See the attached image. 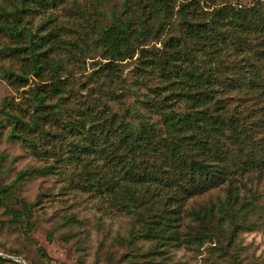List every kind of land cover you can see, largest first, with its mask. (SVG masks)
<instances>
[{
  "label": "rangeland",
  "instance_id": "374dc122",
  "mask_svg": "<svg viewBox=\"0 0 264 264\" xmlns=\"http://www.w3.org/2000/svg\"><path fill=\"white\" fill-rule=\"evenodd\" d=\"M137 1L56 0L45 8L30 4L32 10L22 13L16 24L17 31L23 30L17 36L12 11L18 1L0 0V187L9 185L18 171L49 167L45 174L20 181L14 194L0 195V253L20 257L28 264H264L261 166L242 170L235 157L230 168L229 176L238 189L232 211L239 208L246 212L245 217L238 213L230 218L231 211L226 214L221 208L227 198L228 182H224L180 203L178 239L168 241L155 236L152 219L171 208L164 207L171 192L151 200L144 188L156 193L152 183L141 187L125 174L123 166L130 161L137 163L132 168L137 177L140 163L160 165L150 154L130 151L124 130L138 125L140 114L149 124L161 127L156 134L163 137L162 116L150 107L175 94L144 65L145 57L163 55L161 42L166 35L135 40L133 55L124 60H114L104 48L95 47L101 27L114 25L118 17L134 18ZM229 1L249 6L254 0ZM125 4L131 6V13L124 10ZM46 31L55 34L49 56L59 69L44 68L39 76L27 74L28 53L21 49L25 37ZM171 31L179 34L177 29ZM109 61L115 74L103 71ZM10 72H25L26 82L9 77ZM51 77L60 79L62 91L41 107L34 93L37 85L50 83ZM224 78L220 77V84ZM219 97L229 110L244 113L249 147L263 159L264 94L223 90ZM174 108L185 110L180 103ZM84 113L95 117L100 139L81 141L79 145L89 148L80 149L76 158L72 143L79 137L61 133ZM189 153L185 151V155ZM201 207L212 209L206 227L193 218ZM9 209L21 215L13 217ZM201 234L211 235V239L200 241ZM13 262L0 256V264Z\"/></svg>",
  "mask_w": 264,
  "mask_h": 264
},
{
  "label": "trees",
  "instance_id": "16d2710c",
  "mask_svg": "<svg viewBox=\"0 0 264 264\" xmlns=\"http://www.w3.org/2000/svg\"><path fill=\"white\" fill-rule=\"evenodd\" d=\"M17 1L18 7L12 11L14 30L21 14L32 10L30 4L45 8L49 4L54 5L56 0ZM175 1L178 0H138L134 4L137 9L134 18L118 17L114 25L101 27L95 42V47L104 48L110 58L124 60L133 55L131 48L135 40H145L158 33L166 35L161 42L163 55H150L151 58L145 57L148 61L144 62L149 72L175 91L173 96L162 97L157 107H150L151 112L162 116L164 136L157 137V129L161 127H157L156 123L149 124L140 114L139 124L129 126L123 135L130 139V151L150 154L160 161L158 166L140 163L136 166L140 168L138 177L132 170L137 163L130 161L131 164L123 168L127 170L125 174L141 187L152 183L156 193H150L148 187L144 188V195L151 200L164 192H171L164 201V207L171 208L152 219L155 236L165 241L178 239L176 228L181 218L180 203L195 193L224 182H228L227 198L221 203V208L226 210V214L231 211L230 218L238 213L245 217L246 212H241L239 208L232 211L238 199V189L229 176L230 168L238 157L236 161L242 170L258 166L264 169V158L259 159L249 147L250 141H247L246 128L243 127L244 113L229 110L219 97L223 90H237L245 95L264 94V0H254L249 6H236L229 0H179L175 6ZM123 7L126 12L131 10L128 4ZM150 24L154 25V30ZM173 28L177 29L178 35L171 33ZM16 35L22 36L23 30H16ZM25 38L26 44L21 49L28 53L27 74L39 76L44 68L57 72L59 66L49 56L52 48L49 43L55 34L46 31ZM227 59L231 62L227 63ZM115 70L111 61L103 66L107 74H115ZM24 73L10 72L8 76L26 82L27 75ZM221 76L225 77L221 81L223 84L219 83ZM50 79L48 84L37 85L34 93L41 107L46 106V99H52L62 91L60 79ZM168 100L174 103H167ZM176 103L182 104L185 110H176ZM84 114L66 124L65 131L61 133L79 137L72 143L75 144L76 149L72 152L76 158L80 149L89 148L88 145H79L81 141L95 143L100 139V135L96 134L98 125L94 122L95 117ZM46 117V114L43 115L44 120ZM16 122H20L19 119ZM112 124L111 119L109 125ZM185 151L190 153L185 155ZM48 170L49 167L18 171L9 185L0 187V195L14 194L20 181L45 174ZM9 212L15 218L21 215L17 210L9 209ZM211 213L212 209L201 207L193 212V218L206 227ZM201 238L211 239V235L201 234L200 241ZM13 263L20 264L17 261Z\"/></svg>",
  "mask_w": 264,
  "mask_h": 264
},
{
  "label": "water",
  "instance_id": "95a60500",
  "mask_svg": "<svg viewBox=\"0 0 264 264\" xmlns=\"http://www.w3.org/2000/svg\"><path fill=\"white\" fill-rule=\"evenodd\" d=\"M0 256L11 258V259H13L14 261H17V262L21 261L23 264H28V263H26V262H25L22 258H20V257H10V256H6V255H4V254H2V253H0ZM19 263H20V262H19ZM22 263H21V264H22Z\"/></svg>",
  "mask_w": 264,
  "mask_h": 264
},
{
  "label": "bare ground",
  "instance_id": "6f19581e",
  "mask_svg": "<svg viewBox=\"0 0 264 264\" xmlns=\"http://www.w3.org/2000/svg\"><path fill=\"white\" fill-rule=\"evenodd\" d=\"M20 263H22L21 261H19ZM23 264V263H22Z\"/></svg>",
  "mask_w": 264,
  "mask_h": 264
}]
</instances>
